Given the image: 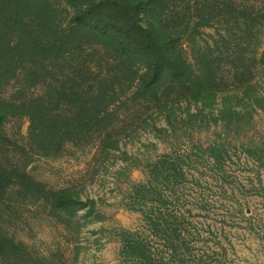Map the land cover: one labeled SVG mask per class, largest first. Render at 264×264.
Masks as SVG:
<instances>
[{"label": "rangeland", "instance_id": "obj_1", "mask_svg": "<svg viewBox=\"0 0 264 264\" xmlns=\"http://www.w3.org/2000/svg\"><path fill=\"white\" fill-rule=\"evenodd\" d=\"M51 1L56 19L67 23L65 0ZM175 1L184 12L188 6H205L192 12V36L180 35L179 46L197 69V55L212 49L225 91L214 97L179 92L169 101L121 95L93 140L65 142L51 154L31 144L26 116H7L0 126V169L11 178L23 172L42 189L62 190L74 200L67 208L54 209L30 187L10 184L0 192V233L21 247L19 264H138L126 252L129 238L144 244L152 264H175L169 259L167 235L160 232L172 220L175 227L182 226L190 247L187 264H264V63L251 70L252 87H240L227 59L240 48L238 39L230 40L240 30L236 17L264 10V0ZM167 10L173 11L172 4ZM252 43L259 51L264 46ZM107 53L88 48L76 56L74 51L70 65L85 61L95 74L107 73L112 69ZM52 64L27 59L26 67H16L3 82L0 97L20 102L54 92L61 76L57 71L45 74ZM32 71L40 77L30 78ZM209 146L226 150L222 167L211 156H191L183 184L163 188L168 203L149 209L152 204L137 196L136 186L148 181V163Z\"/></svg>", "mask_w": 264, "mask_h": 264}, {"label": "trees", "instance_id": "obj_2", "mask_svg": "<svg viewBox=\"0 0 264 264\" xmlns=\"http://www.w3.org/2000/svg\"><path fill=\"white\" fill-rule=\"evenodd\" d=\"M65 4L70 9L66 10L70 16L67 23L56 19L57 10L51 0H0V94L3 82L16 72V67H26L24 64L30 58L52 62L46 71L42 70L48 76L56 71L61 76L52 88L54 92L45 97L20 102L0 97V126L9 115L26 116L30 121V142L42 153L57 152L65 142L93 140L121 95L169 101L171 94L179 92L214 97L225 91L218 82L220 63L212 49H203L197 55L200 59L197 69L179 46L180 35L192 36L190 26L196 18L192 12H202L205 6L193 9L188 6L184 12L178 9L175 0H65ZM169 4L172 12L167 10ZM235 23L240 30L232 33L230 40L238 39L240 48L227 59L233 62L235 78L239 79L237 85L251 88V70L257 63H264V46L260 52L258 45L252 43V40L264 42V10L239 14ZM88 48L108 52L112 69L95 74L85 61L70 65L74 51L80 56ZM72 71L75 73L71 74ZM30 75L40 77L38 71ZM170 98L175 100L173 96ZM195 150L181 157L163 155L148 163V181L139 183L136 193L142 202L152 204L149 209L157 210L156 205L169 202L163 188L170 191L183 184L191 156L203 159L211 156L216 166L225 164L226 150L220 147ZM8 174L0 169V192L10 184H17L24 190L30 187L34 194L42 193L43 200L54 209L74 203L64 191H46L23 172H17L13 178ZM172 222H166L164 227L154 221L153 224L163 228L160 232L167 235L169 259L175 264H187L192 253L181 231L182 223L181 227H175ZM125 248L138 264H152L151 253L141 242L129 238ZM19 250L20 246L0 233V261L19 264L23 261V256L17 254Z\"/></svg>", "mask_w": 264, "mask_h": 264}]
</instances>
